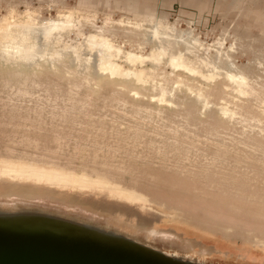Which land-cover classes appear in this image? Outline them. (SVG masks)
<instances>
[{
  "label": "rangeland",
  "instance_id": "374dc122",
  "mask_svg": "<svg viewBox=\"0 0 264 264\" xmlns=\"http://www.w3.org/2000/svg\"><path fill=\"white\" fill-rule=\"evenodd\" d=\"M51 20L67 25L50 36L15 25ZM92 34L122 48L113 60L143 71L142 80L103 72ZM17 42L49 56L68 51L56 60L7 58ZM180 53L198 71L175 69ZM2 158L105 174L172 212L161 225L232 253L226 262L242 255V264H264L254 260L264 257V0H0ZM216 168L222 179L203 175ZM245 248L252 252L238 255ZM182 256L201 264L194 250Z\"/></svg>",
  "mask_w": 264,
  "mask_h": 264
},
{
  "label": "crops",
  "instance_id": "0c3cea01",
  "mask_svg": "<svg viewBox=\"0 0 264 264\" xmlns=\"http://www.w3.org/2000/svg\"><path fill=\"white\" fill-rule=\"evenodd\" d=\"M92 1L86 0V2ZM141 5L138 4V7L134 6L135 10L146 15V17H152L151 12L146 10L148 8ZM121 21L123 20H120V24L122 23ZM128 22L134 23L135 25L142 21ZM14 161L25 162L26 164L34 163L42 166L44 172L41 176L37 177L36 185L41 188V184H52L53 196L50 198L48 191L44 198H41L39 195L36 199L25 195L17 196L16 194H7L1 198L0 214L10 221H12L11 217H16L22 221L21 223H25L24 221L30 219H47L46 223L48 224H54L52 222L55 221L66 222L77 228H84L88 233L91 232V234L99 238L104 237V239L108 235H111V233H116L121 236L124 235L131 239L132 235L144 232L146 226L150 227V232L147 234L148 239H153V232L157 230H174L183 237L194 238L199 242L214 247V251L207 254H201L199 246L193 249L197 254V262L200 261L201 264H207L208 262L216 264L214 261H225L224 263L226 264H238L240 262L242 264V260L245 259L241 255L237 261L226 262V260H223L224 258L227 259L229 256H233L229 251L222 250L215 244L208 243L196 236L187 235L184 231L173 226L161 225L160 223L165 218H172L173 213L159 209L151 202L150 197L139 188L130 187L122 182L112 180L105 174L93 176L87 171L78 172L61 165L26 160ZM220 172L218 168L215 170L205 169L203 173L206 174L203 175H207V177L214 175L222 179ZM176 201L181 203V205L184 203L178 199ZM4 202H7L9 206L8 210L3 209L2 204ZM142 203L148 204L152 208L151 215L146 220H142L138 212V206L140 204L142 205ZM156 211H158V215ZM261 243L264 244V242ZM191 251L164 248L160 252L164 258L171 261H183L184 256L182 254ZM251 252V250L245 248L241 249L238 255ZM217 256H221V258L216 259ZM257 259L263 261L264 257H257L254 260Z\"/></svg>",
  "mask_w": 264,
  "mask_h": 264
},
{
  "label": "bare ground",
  "instance_id": "6f19581e",
  "mask_svg": "<svg viewBox=\"0 0 264 264\" xmlns=\"http://www.w3.org/2000/svg\"><path fill=\"white\" fill-rule=\"evenodd\" d=\"M56 20H51L45 23L44 25L40 26V28L34 27L30 23H22V22H21L22 24L20 23V24H15V25L19 27V29L20 28L23 29L26 33L34 32V33L43 34L45 36H50L53 31L59 28L62 29L67 25V22H65L64 20H59V21H56ZM11 28L12 27L10 26L7 27L6 29H4L5 30L4 32H6V34L9 33L12 30ZM14 37L11 36V38L15 39ZM18 39H19V35H18ZM89 44L92 46V48H96L99 52V55L102 57L100 67L103 70V72H106V73L109 72L112 75L119 76L122 78L136 77L139 80H142L143 71L141 72L135 69H126L125 67H123L122 64L113 60V56H115L113 54V51L116 50L118 54H121L123 53V49L116 47V45L114 44L113 41H111V39H109L106 36H97L95 34H92L89 36ZM12 46L13 47L6 46L5 55L7 58L16 59V60L24 59L28 61H34L35 59L42 60V59H47L48 57H50L52 60H56V58H59L60 56L63 55V53H67L68 51V50L53 48V53H52L53 55L49 56L46 53L47 51H45L41 46L37 44L22 46L21 42H17L15 43V45H12ZM162 49L160 50V52H154L155 54L154 57L156 60L163 59L164 53ZM128 55L132 59L148 57L141 53H136L132 51H129ZM171 60H172V63L175 69L185 68L188 70L198 71L192 65L185 63L183 59V53L173 56ZM233 66L237 67V64L233 63ZM217 73L215 74L212 73L213 74L212 78L217 77L218 76ZM227 74H228L229 79H231L232 81H235V82L237 81L241 84H248L249 82L248 76H246L243 73H238V72L235 73V72L230 71ZM240 93L246 94V91L244 89H241ZM203 94H199V96L202 98ZM204 101H205V105L207 106L210 105V102L208 101V99L204 98ZM222 109L224 112L228 108L223 106ZM43 172H44V168L34 163L26 164L25 162H17L9 158L0 159V201H1V198L6 196L7 194H16L17 196L25 195L33 199L38 198V196L40 195L41 198H44L46 196L47 191H48L49 197L52 198L53 196V192H52L53 185L52 184H46V183L41 184V188L38 187V185H36L37 177L41 176ZM38 190H40V192H38ZM138 209H139L138 212L142 220H146L149 217V215H151L152 208L148 204L146 205L145 203H142V205L140 204V206H138ZM156 214L158 215V211H156ZM11 220L17 223L22 222L20 219H17L16 217H11ZM149 229L150 227L146 226L144 232H139L137 234L132 235V238L131 240L129 239V242L140 243L152 249L158 250L159 252L164 248H168L170 250L177 249L181 251H187V250L190 251L196 248L197 246H199L200 253L202 254L204 253L207 254V253H211L214 251L213 246L207 245L203 242H199L194 238L183 237L181 234L177 233L174 230H157L153 232L154 238L148 239L147 234H149L150 232Z\"/></svg>",
  "mask_w": 264,
  "mask_h": 264
},
{
  "label": "water",
  "instance_id": "95a60500",
  "mask_svg": "<svg viewBox=\"0 0 264 264\" xmlns=\"http://www.w3.org/2000/svg\"><path fill=\"white\" fill-rule=\"evenodd\" d=\"M46 222L14 223L0 214V264H189L166 259L124 235L104 239L70 223Z\"/></svg>",
  "mask_w": 264,
  "mask_h": 264
}]
</instances>
